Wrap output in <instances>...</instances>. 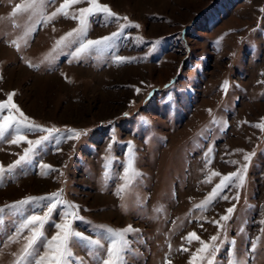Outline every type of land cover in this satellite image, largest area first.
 I'll list each match as a JSON object with an SVG mask.
<instances>
[{"label":"rangeland","instance_id":"374dc122","mask_svg":"<svg viewBox=\"0 0 264 264\" xmlns=\"http://www.w3.org/2000/svg\"><path fill=\"white\" fill-rule=\"evenodd\" d=\"M31 3L0 0V102L15 93L13 102L37 124L86 134L54 136L35 147L31 163L11 172L29 145L10 143L14 130L0 140V264H17L29 234L5 244L20 222L9 206L57 192L79 206L83 220L74 230L100 239L105 251L110 241L102 229L139 230L127 236L126 264H190L202 246L188 241L192 232L210 245L219 237V250L202 264H264V225L258 223L264 219V130L252 126L264 124V0H98L128 21L92 16L87 39L127 26L114 48L80 57L72 54L78 34L57 41L79 27L71 17L90 7L87 0L72 5L68 17L47 19L64 0H35L13 15L17 5ZM24 134L30 140L46 135ZM129 146L137 174L126 183L121 177ZM248 153L254 155L243 187L236 181L198 208L222 176L248 163ZM24 209L46 210L38 202ZM64 211L54 210L46 238ZM72 251V264H100L98 246L77 242Z\"/></svg>","mask_w":264,"mask_h":264},{"label":"snow or ice","instance_id":"6c2138e0","mask_svg":"<svg viewBox=\"0 0 264 264\" xmlns=\"http://www.w3.org/2000/svg\"><path fill=\"white\" fill-rule=\"evenodd\" d=\"M82 0H64V3L60 5V8L57 9V12H53L51 16L47 17L48 20L54 18L58 13L63 14L65 17L69 16L68 9L72 5L81 3ZM90 7L80 8L78 14H73L72 19L78 20L79 27L73 32L67 33L65 37L57 41V45L63 44L68 37H72L74 34H78L79 45L75 48L72 53L73 56L80 57L82 54H89L91 52L104 53L116 46L117 39L123 35V29L127 26L124 24L120 25V32H113L109 36L102 37L100 39H87L88 35V24L91 22L90 18L95 15L107 16L110 18H116L117 20L123 19L128 21V17L120 18L115 12L111 10V7L105 4L98 3V0H87ZM35 0H32L31 4H19L16 6V10L13 12V15L16 12H19L21 9L33 7ZM129 23H131L129 21ZM132 27L139 29V24H132ZM158 43V42H155ZM115 59L120 62L126 60L123 56H116ZM228 84L225 83L224 88L227 89ZM140 90L137 89V92ZM15 93H10L7 96L5 102H0V140H3L9 130H14V135L11 137L10 143L15 145H20L21 143H26L29 145L27 149L24 150V154L15 162L14 165H11L8 168V171L11 172L16 165H20L22 162L27 164L31 163L33 156L35 155V147L42 145L45 141H50L52 138L63 136L66 140H76L79 139L81 135L86 134V131L82 132L73 128L60 129L58 127H43L37 124L34 120L24 114V112L19 108V106L13 102V97ZM7 110V114H2ZM18 113L19 115H14ZM127 116V113H125ZM253 127H258L264 130V124L252 125ZM27 129L31 132L46 133V135H41L39 139L30 140L27 138V135L24 134V130ZM59 143V139L56 141ZM211 151V149H209ZM127 161L123 167V176L122 179L126 183H131L136 177V170L134 169V156L131 155V146L128 148ZM254 153H248L244 156V160L248 163L242 165L236 172L230 173L226 176H222L220 183H218L211 194L201 205H197L198 208H204L205 205L213 201L220 193L225 192L230 185L239 182V186L243 187L246 182V170L250 164V158ZM40 169H51V166L40 163L38 165ZM4 168L0 164V179L3 178ZM212 176H221L218 172H212ZM223 200H229L227 194L222 195ZM237 201L239 196L234 197ZM38 202L41 205V208L46 209L43 214L32 213L26 214L24 206ZM46 202V203H44ZM59 206H63L65 211L61 216L60 222L54 225L55 234L51 238H46L44 233V226L49 222L52 213ZM10 209L14 210L12 215L20 217V222L15 225L13 233L7 236L5 239V244L15 242L21 234L27 230L29 233L25 240L27 241L23 248L21 249V255L17 259V264H72L73 251L72 248L77 242L84 244L86 246H98L100 250L97 255L100 256V264H126V252L131 241L127 239L128 235H131L135 232H139L138 229H133L131 226H128L123 230H114L111 228L102 229L105 233L104 239L110 241L109 246L106 251L104 246L101 243L100 239H91L89 236L82 235L79 231H75L73 224L77 219L83 220V217L78 216L79 206L74 203L68 202L62 199V193L57 192L49 196L41 197H28L26 200H21L15 204L9 206ZM235 211V205L226 209L227 215L221 217L222 221L227 222L231 215ZM5 209L0 208V214L4 213ZM214 223L221 229L224 230V226L220 221H214ZM261 225H264V219L258 221ZM0 226H3V218L0 217ZM261 232H264V228H261ZM188 241L199 240L202 245L196 250V254L193 255L190 264H202L206 255H211L212 253L217 252L219 249L215 245V241L219 239L218 236H213L211 238L213 244L210 245L208 242L200 240L199 236L195 232H192L187 237ZM258 239V238H257ZM42 241V248L38 245ZM235 241H232L234 246ZM2 246V245H0ZM256 247L255 241L252 242L251 251H254ZM181 251H188V248H181ZM229 254H232V250H229ZM232 264H240L239 260L233 261Z\"/></svg>","mask_w":264,"mask_h":264}]
</instances>
